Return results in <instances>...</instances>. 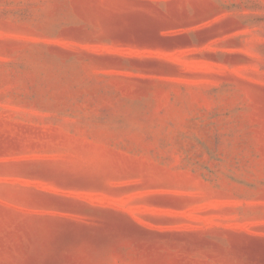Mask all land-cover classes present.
Instances as JSON below:
<instances>
[{
  "label": "rangeland",
  "instance_id": "obj_1",
  "mask_svg": "<svg viewBox=\"0 0 264 264\" xmlns=\"http://www.w3.org/2000/svg\"><path fill=\"white\" fill-rule=\"evenodd\" d=\"M0 264H264V0H0Z\"/></svg>",
  "mask_w": 264,
  "mask_h": 264
},
{
  "label": "water",
  "instance_id": "obj_2",
  "mask_svg": "<svg viewBox=\"0 0 264 264\" xmlns=\"http://www.w3.org/2000/svg\"><path fill=\"white\" fill-rule=\"evenodd\" d=\"M161 40L166 43H172L175 40V38H161Z\"/></svg>",
  "mask_w": 264,
  "mask_h": 264
}]
</instances>
